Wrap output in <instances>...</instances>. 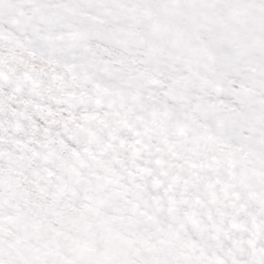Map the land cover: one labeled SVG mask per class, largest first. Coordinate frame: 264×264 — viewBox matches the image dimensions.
I'll return each mask as SVG.
<instances>
[{
  "label": "snow or ice",
  "instance_id": "snow-or-ice-1",
  "mask_svg": "<svg viewBox=\"0 0 264 264\" xmlns=\"http://www.w3.org/2000/svg\"><path fill=\"white\" fill-rule=\"evenodd\" d=\"M0 264H264V0H0Z\"/></svg>",
  "mask_w": 264,
  "mask_h": 264
}]
</instances>
